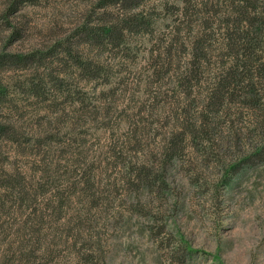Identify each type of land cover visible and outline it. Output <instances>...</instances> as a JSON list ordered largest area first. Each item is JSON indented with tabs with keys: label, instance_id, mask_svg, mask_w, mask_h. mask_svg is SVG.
<instances>
[{
	"label": "rangeland",
	"instance_id": "rangeland-1",
	"mask_svg": "<svg viewBox=\"0 0 264 264\" xmlns=\"http://www.w3.org/2000/svg\"><path fill=\"white\" fill-rule=\"evenodd\" d=\"M122 1L0 0V264H264V32Z\"/></svg>",
	"mask_w": 264,
	"mask_h": 264
},
{
	"label": "trees",
	"instance_id": "trees-1",
	"mask_svg": "<svg viewBox=\"0 0 264 264\" xmlns=\"http://www.w3.org/2000/svg\"><path fill=\"white\" fill-rule=\"evenodd\" d=\"M128 1L136 3L139 0H128ZM122 2L126 3L125 0H123ZM216 3H219V1H217ZM230 3L232 8L230 10L229 16L225 19L227 21L226 28L228 32L227 33L228 38H232L233 41L236 38L239 40L242 38L244 43H248L249 41L247 39H254L257 36H259L261 32H264V10L260 11L258 9L259 0H231ZM191 4L192 3L190 0H186V5H188L186 9L190 8ZM205 5H209L208 2H206ZM210 6L212 8V10H210L209 12V15L211 17H208V19L211 20L216 10L214 9L215 5L213 3H211ZM112 30H113V26H110L106 31L112 32ZM204 48L205 47L203 42H201L200 40L198 41L196 39L193 47L194 51L199 53L200 51H203ZM247 54L248 53L242 54V56H244V60L247 62L250 61L252 62L253 61L252 55L251 54L247 55ZM239 55H240L239 51H236L235 52L236 65L231 69L230 72L227 73L226 76H223L220 79L218 86L215 88L214 92L212 93L211 101L209 105L212 103L219 102V100L223 99L226 93L229 92L230 89H233L236 85L242 88L243 93L246 92L247 95L251 96L250 98L254 99V97L256 96L255 88L253 87L254 84L253 77L249 75L251 71L249 72V70H245V68H247L246 64L244 63V61H242V58H240ZM239 67H242L241 71L239 70ZM246 72L248 73L246 74ZM244 79H246L248 83L245 84L244 86H240L244 81ZM0 89H2L1 83H0ZM262 151L263 149H261L260 152ZM137 178L140 179V182H143L145 180L146 176L142 170H140L139 173H137ZM146 181L144 184L145 188L149 186L148 182Z\"/></svg>",
	"mask_w": 264,
	"mask_h": 264
}]
</instances>
